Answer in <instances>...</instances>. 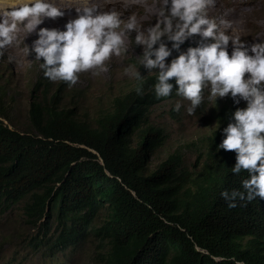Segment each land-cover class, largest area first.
<instances>
[{"label":"trees","instance_id":"trees-1","mask_svg":"<svg viewBox=\"0 0 264 264\" xmlns=\"http://www.w3.org/2000/svg\"><path fill=\"white\" fill-rule=\"evenodd\" d=\"M168 97L135 89L89 121L55 95L28 103L26 129L11 128L0 104V218L22 205L33 250L50 259L92 242V264H264V200L221 196L244 193L249 178L219 148L234 110H219L194 170L176 151L147 170L166 140L150 109Z\"/></svg>","mask_w":264,"mask_h":264},{"label":"clouds","instance_id":"clouds-1","mask_svg":"<svg viewBox=\"0 0 264 264\" xmlns=\"http://www.w3.org/2000/svg\"><path fill=\"white\" fill-rule=\"evenodd\" d=\"M79 3L76 18L69 19L64 30L39 28L37 31L45 19L63 18L65 10L51 0H0L4 6L0 18V56L4 55L3 49L17 41L22 28L28 34L35 32L38 38L31 48L24 46V54L34 53L36 60H43L40 67L47 83L60 80L72 86L82 72L95 70L94 75L108 72L107 62L128 51L129 38L135 33L134 42L142 48L140 64L149 72H157L142 77L134 65H129L124 74L138 81L117 98L135 89L139 93L141 88L149 94L155 92L158 98L169 96L161 102L176 94L190 102L188 115H193L202 103L205 88H210V98L230 95L234 104L246 102L245 108H236L231 103L224 105L235 112L233 122L223 129L224 139L219 148L235 152L232 172L239 174L245 170L249 178L242 182L244 193L224 191L221 196L226 201L250 202L257 197L264 200V42L248 45L240 36L227 34L232 28L230 21L208 16L215 0H152L151 3L129 0L128 6L142 7L146 14L155 17L154 25L147 28L142 24L145 17L135 12L124 18L115 8L101 10L91 0H79ZM192 36H200L202 42L181 51V46ZM173 52L178 55L166 63ZM59 92L52 97H59ZM180 107L177 102L174 110L179 111ZM148 123L164 133L149 119ZM207 137L203 143L204 155ZM204 155L193 170L203 162ZM229 207L236 204L229 203Z\"/></svg>","mask_w":264,"mask_h":264},{"label":"rangeland","instance_id":"rangeland-1","mask_svg":"<svg viewBox=\"0 0 264 264\" xmlns=\"http://www.w3.org/2000/svg\"><path fill=\"white\" fill-rule=\"evenodd\" d=\"M228 1L230 0H215V6L208 9L209 18L230 21L234 27L227 30V34L240 36L241 41L248 45L253 42H264V0H231L240 2L239 19L235 21H232L231 11L234 7ZM151 2L152 0H149V3ZM97 5L101 10L115 8L123 13L124 18L135 12L138 16L145 17L142 21L145 28L155 23V17L146 14L142 7L128 6L129 0ZM60 7L65 10L64 17L55 20L45 19L37 31L39 28L64 30L66 22L76 18L75 8L70 5ZM22 30L18 33V42L14 41L11 46L3 49L4 55L0 56V104L7 107L11 128L26 129L29 124L28 103L39 101L47 105L52 95L58 90L60 105L74 107L83 119L92 121L98 113L108 109L118 95L128 91L138 81L124 74L126 67L134 65L142 77L157 72V70L149 72L140 64L142 48L135 44V33H132L128 51L121 57L113 56L107 62L108 72L99 75L93 74L95 70L82 72L79 74L78 82L72 86L60 80L47 83V79L42 77L44 72L40 67L43 60H36L34 53L26 56L22 51L25 45L31 48L33 41L38 37L35 32L34 35L32 33L30 35ZM241 33L249 34L242 36ZM199 42H202L200 36H192L181 46V51H185L188 47H195ZM168 46L171 47V44L169 43ZM228 51L229 54L232 51L231 42ZM177 55L173 52L166 63H170L171 59ZM33 90L35 92L31 94ZM203 97L202 103L196 107L193 115H188L186 111L190 102L176 94L173 98L151 109L149 122L164 130L166 140L152 156L147 166L149 172L156 170L167 155L175 151L181 154L187 166L194 168L204 155L205 137L217 127V110L228 103L235 105L236 108L246 107V102L243 100L239 104H234L230 95L225 98H210V88H205ZM177 102L181 105L179 111L174 110ZM5 124L8 125L7 122ZM21 214L22 205H17L0 218V264H92L89 259L93 249L92 242L84 252L78 256H69L68 260L62 254L57 255L55 259H50L42 251L33 250L31 243L38 238L37 233L26 226ZM101 214L103 215V212ZM101 218L97 220L98 223L101 222Z\"/></svg>","mask_w":264,"mask_h":264},{"label":"bare ground","instance_id":"bare-ground-1","mask_svg":"<svg viewBox=\"0 0 264 264\" xmlns=\"http://www.w3.org/2000/svg\"><path fill=\"white\" fill-rule=\"evenodd\" d=\"M121 0H91L92 3L95 4H101V3H107V2H118ZM51 2L58 4L59 6H65V5H70L73 8L76 9V7L80 6L79 0H51ZM230 3V5L234 6L233 9H231L232 11V21L238 20L239 19V3L238 1H228ZM3 10H4V6L0 5V18H2V14H3ZM121 10H125V8H121ZM39 27V26H38ZM232 27H234L232 25ZM23 31V30H22ZM249 33H241L240 35H248ZM31 35V34H30ZM32 35H34L32 33ZM24 37V36H23ZM37 38V37H36ZM34 39V38H33ZM20 40V39H19ZM26 40V39H24ZM30 41V40H29ZM32 41V40H31ZM18 42V40H17ZM26 42V41H25ZM21 43V42H20ZM18 44V43H17Z\"/></svg>","mask_w":264,"mask_h":264}]
</instances>
